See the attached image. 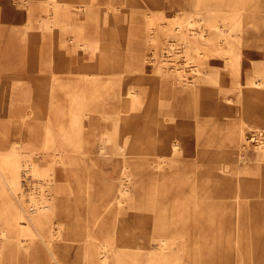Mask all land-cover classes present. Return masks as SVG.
Masks as SVG:
<instances>
[{
  "label": "rangeland",
  "instance_id": "374dc122",
  "mask_svg": "<svg viewBox=\"0 0 264 264\" xmlns=\"http://www.w3.org/2000/svg\"><path fill=\"white\" fill-rule=\"evenodd\" d=\"M98 1L100 0H93L91 7H97L102 10L103 4ZM191 1L159 0L158 3L157 0L158 6L154 8L147 5L146 0H111L110 5L106 6L109 9L108 11L124 10L131 14L125 19L124 26L114 25L110 29L107 26V19L97 18L94 32L100 38V46L116 51L119 50L124 54L129 51L127 48L135 42L132 34H134L136 27H131L133 23V26H141L137 28L146 29L147 27H152L155 30L152 29V33L155 34L156 32L157 37L150 40V42L152 41V45L158 47V56L153 57L151 50L149 48L146 49L144 56L148 53L149 59L152 60L146 63V67L141 73L120 75L114 69L95 78L80 77L73 73L72 64L74 63H68V57L78 54L79 60L77 64L78 67L82 68L87 65V60H90V56H83L82 52L78 50V43L75 41H67L57 48L54 47L61 51L62 61H66L67 65L63 70L50 69L48 71L52 78H65L67 81L66 101H64L66 107L63 106L62 112L59 107L61 103L59 101L54 102L53 105H56L54 109L59 107L58 111H54V113L61 115L67 109V115L52 119L61 120V125H63V123L67 122L70 115L69 111H71L80 116L78 128L82 130V149L71 148L72 157L76 162L75 170L67 178L63 175L58 178V182L53 180L58 184V187H54L50 193L57 190V197L52 199L53 204L49 209L42 211V222H37L39 228L46 227L48 229L58 225L64 226L61 230L66 238L64 240H54V247H68L72 244L76 245L83 242L82 240L85 237L82 231L84 229L83 225L86 224V217L91 214L94 207L100 206L101 201L108 193L107 191H114L118 184L117 177L124 165L130 171V180L127 185L128 194L126 197H122V202L118 208L113 207L103 210L102 216L104 218L98 223L99 225L102 223V227L110 232L112 239L110 238L109 242L114 247L127 251L131 256L143 253L145 250H140L136 246L135 241H139L137 232L140 225L137 224L133 217L138 214L150 217L154 215L155 209L169 217L176 212L173 206L179 201H184V199L178 200V196L181 195L182 189L186 187L185 177L181 180L176 173L177 171H174V174L170 173L168 175L169 178L166 180L162 178L163 176L155 178L154 175H151L154 179L150 178V181H148L145 177H140L136 174V169L134 164H132L137 157L146 156V158L152 160L151 165H153V162L154 164L162 163L164 167L171 170V164L178 157L170 153L169 144L166 146L167 150L161 151L160 141L163 126L164 124H167V126L171 124L167 123L170 122L168 120L163 122L160 118L161 115H157L156 111L154 112L156 103H159V100L163 98L160 95V82L164 76L168 75L165 73L164 76H161L156 70L162 64L161 60H165V54H168L163 53L160 49H162L163 45L169 47L167 42L174 44L176 40L177 43L180 41L182 35L171 31V28L177 25L178 22H181L182 26L187 27V29H192L188 31V34L190 33L189 39H191L194 31L199 30L205 33L208 32L209 35H206L210 38L212 37L211 40H201L207 45L208 51L205 55L199 56L193 49H189L190 64L187 62L185 47L181 44H178V49L175 50L177 51L176 56L171 54L166 57L170 59L167 63L170 66L168 79H172V82L173 80L179 82L183 78L192 79L195 76L205 78L207 81L199 83L200 85L197 87L196 98L200 96L204 98V93L212 94V103L216 108V111L207 112L204 105L202 106L198 101L195 102L194 98H192L193 117L180 119V126H177L178 128L176 129L177 132L183 128H188L189 130V132L185 133L186 136L182 133V138L180 137L182 141L180 142L179 157L187 164L183 167L186 173H190V168L195 167L197 190L202 185H207L215 191L218 185L216 179L209 178V173L205 169L198 167L200 158L196 143L198 136L202 135V142L205 147L204 152L210 154V156L220 151L222 153L227 151L226 148L229 147H226V137L231 126L237 128L242 126V132L248 147H256L258 141L264 139V0H225L214 7L213 10L207 11L203 9L199 16L190 13ZM82 8L80 7L79 11ZM254 16L261 19L258 31L250 26L251 18ZM210 20H213L217 28L223 29L231 35L228 38L230 41L238 44V64L234 60L231 67L229 64L227 66L225 57L228 55L223 50L217 51V48H227L229 44L226 43L224 35H222L224 33H221L222 30H215L216 28L213 27ZM75 22L79 23L78 21ZM80 23H83V21ZM69 24L68 32L72 34L83 32L81 25L80 27L78 25L73 26L71 21H69ZM73 37L80 39L84 36L75 35ZM132 38L133 40H131ZM88 40H90L89 37ZM92 41L86 42L90 44ZM196 63L197 65H195ZM196 66H199V68L201 66L205 75L194 70ZM235 74L240 78L241 83L254 79L259 84L248 85L244 83L239 87L238 94L233 83ZM129 89H133L140 95L141 93L145 95V97H141L144 99L143 103L131 110L129 109V100L131 101L132 97L128 98L125 96V92ZM115 90H117L118 94L115 99L110 98L111 96H104ZM77 97V102L82 107L75 103L73 105V101ZM149 109L153 112H150ZM80 110L85 113L80 112ZM141 110H145L147 115L140 121L136 118L134 119V125H137L135 134L139 136L134 141L139 142V144L146 142L148 147L146 155H142L139 151L130 148L132 131L127 128L130 123L128 117L139 113ZM196 110L199 113H196ZM201 111L203 113H200ZM3 112L4 110H1L0 113ZM38 121L45 123L43 119ZM15 122L17 121H8L5 125L6 129H4L5 131L3 130L4 134L1 138L5 140V146H0L1 150L7 149L12 141L20 140L23 137V133L39 131L42 134L44 131L43 126L36 128H30L29 126L27 128L17 127ZM56 129L58 130V128ZM101 142L105 145L107 155V160L105 161H101L97 154L98 146ZM61 143L62 145L65 144L62 141ZM89 150L91 152H88ZM81 152L88 153L89 157L83 158ZM53 153L54 151L49 150L46 153V158H39L36 155L31 157V160L36 163L38 170L43 172L41 178L44 179V182L46 181V186L53 179L55 169L60 168V165H54L52 171L50 170L48 161H51ZM82 158L83 160H81ZM227 160L225 159V161ZM206 163H208L207 159ZM230 165L231 163L228 166ZM259 165L264 170V160ZM110 169L114 170L112 177L115 180L105 177L104 171ZM28 183L29 180L24 179V188H27ZM239 188L241 194L237 197L236 205L240 206L241 209L238 220H235L233 207L235 204L234 192H230L232 194L231 197L227 195L206 196V198L199 196L198 207L200 208L197 207V211L194 212L188 209V215L184 212L185 210L182 211L180 218H183L184 222L183 219L181 222L185 223L186 221L189 226L188 240L190 244L188 248L195 255L203 249H209L214 252L215 256L218 255V252L230 251L229 253L233 254L234 251L236 256L241 253L245 261L264 264V207L262 206V210L257 212L254 207L249 205L255 199H264V178H260L249 185L242 183ZM223 194L230 195L227 192ZM186 200H191V198H185ZM63 201L67 205L65 210L60 205V202ZM201 201L204 202L200 203ZM206 202H211L214 207L215 205L219 207H215L214 213H208L202 207ZM150 204L152 205L151 207H149ZM220 204H223V207ZM140 206H143V208L140 209ZM254 212L261 213L259 214V219H257L259 223L253 219ZM12 213L5 196L0 197V221L9 217ZM234 221L238 223V226H236ZM47 229H43V231L50 232ZM223 239L224 243H221ZM0 252H3L2 245H0ZM44 254L49 255L47 251ZM61 254L59 257L70 258L74 256L72 252ZM45 256L43 258L49 260V257ZM238 261H240L239 258ZM22 262L23 258L20 260V264ZM59 262L62 261L60 260ZM54 263L56 262L52 260L43 262V264ZM0 264L12 263L0 256Z\"/></svg>",
  "mask_w": 264,
  "mask_h": 264
},
{
  "label": "bare ground",
  "instance_id": "6f19581e",
  "mask_svg": "<svg viewBox=\"0 0 264 264\" xmlns=\"http://www.w3.org/2000/svg\"><path fill=\"white\" fill-rule=\"evenodd\" d=\"M52 1V5L48 9H52L54 13L64 16L69 7L66 5L62 7L57 1ZM224 1L225 0H192L190 13L199 16L203 9H206L207 11L213 10L214 7ZM257 19L258 18L255 16L252 17L250 26L258 31L261 19ZM210 21L209 22L213 27L216 28L215 30H222L221 33H224L222 35H224L226 43L229 44L227 48H217V51L223 50L226 52L228 55L225 57L227 60V66L229 64L231 67L234 60L236 64H238V44H235L228 39L231 35L227 31L217 28L216 24L213 23V20ZM96 24L97 19H94L91 27L93 25L95 27ZM55 25L61 27L65 24L58 21ZM182 25L181 22H178L177 25L171 28V31L174 33L182 35L180 41L177 43L176 40V43L174 44L167 42L169 47L163 45L162 49H160L163 53L168 54H165V60H161L162 64L158 66L156 70L161 76H164L165 73L168 75L164 76L160 82V95L163 96V98L159 100V103H156V110H154L157 115H161L160 118L163 122L164 120H168L170 122L167 123L171 124L169 126L164 124L163 126L160 141L161 151L167 150L166 146L169 144L168 147L170 153L178 157L171 164V170L164 167L162 163L154 164L153 162V165H151L152 160H149L146 156L137 157L132 163L136 169V174L140 177H145L148 181H150V178L154 179L151 175H154L155 178L157 176V178L163 176L162 178L166 180L169 178L168 175H170V173H175L174 171H177L176 173L180 176L181 180L185 177L186 187L182 189L181 195L178 196V200L184 199V201H179L173 206L176 212H174L172 216L166 217L163 212H159L155 209L154 215H151L150 217L143 214H138L133 217L137 224L140 225L137 232V238H139V241L136 240L135 242L138 249L145 250L143 253H140L142 256L140 254L131 256L127 251L120 250L110 244L109 240L110 238L112 239L110 232L102 227V223L100 225L98 223L104 218V216H102L103 210L108 208L111 209L113 207L118 208L122 202V197L124 198L128 194L127 185L130 180V171L124 165V168L121 169L117 177L118 184L114 191H107L108 193H106L104 199L101 201L100 206L98 205L94 207L91 214L86 217V224L83 225L84 229L82 231L85 237V239L82 240L83 242L76 245L72 244L68 247H54V240H64L66 238L61 230L64 226L58 225L48 229L46 227L39 228L37 222H42V211L49 209L53 204L52 199L57 197V190L50 193L54 187H58V184L55 182H58V178L63 175L65 178L71 176L73 174L72 172L75 170L76 162L72 157L71 148L82 149V130L78 128L80 116L69 111V118L66 123H63V125H61V120L47 119L43 124L44 131L42 134L27 132L20 140L12 141L5 151H0V197L2 198L5 196L6 201L9 203V208L13 212L9 217L0 221V245L3 246V252H0V256L2 258L10 261L12 264H20L22 258V264H43V262L49 260L55 261L56 263L54 264H258L251 261H245V258L241 253L236 256L234 251L233 254L229 253L230 251L218 252L219 256H215L214 252L209 249H203L195 255L194 252H191L188 248L190 244L188 240L189 226L186 221L183 223V218H180L182 211L185 210L184 212H186V215H188V209L193 210L194 212L197 211L198 208H200L198 207L199 196L206 198V196L214 197L215 195H227L228 197H231L232 194H230V192H234L235 204L233 207L236 217L235 220H238L241 208L236 205V201L237 197L241 194L239 188L240 185L242 183L244 185H249L260 178H264V170H262V167L259 165L264 160V139L258 141L256 147H248L242 132V126H239L238 128L231 126L226 137V147H229L226 148L227 151L225 153L220 151L213 156H210V154L204 152L205 147L202 142V135L198 136L196 140L197 152L200 156L198 167L205 169L209 173V178L216 179L218 185L215 188V191L207 185H202L197 190V175L195 174V167L193 166L190 168V173H186V170L185 168L183 169V167L187 164L179 157L182 133L185 134L189 132V130L188 128H183L177 132L176 129L180 126V119L193 117L192 98H194L195 102L198 101L202 106L204 105L207 112L213 110L216 111V108L212 103V94L204 93V98H201V96L196 98L197 87L200 85L199 83L207 81L205 78L195 76V78L192 79L183 78L179 80V82L176 80H173L172 82V79H168L170 66L167 63L170 59H167L166 57H169L171 54L172 56H176L177 51L175 50L178 49V44H181L185 47V55L187 56V62H189V49H193L199 56L202 54L205 55L208 51L207 45H205L204 42H201V40H211L212 37L210 38L207 36L209 35L208 32L205 33L204 31L199 30L196 32L194 31L191 39H189L190 33L188 34V31H191L192 29H187V27ZM50 26L51 23L43 22L41 24V29L46 32L50 30ZM152 29V27H147L146 29L137 28V32L132 34L135 42L127 48L129 51L125 54L119 50L116 51L108 47H101L99 44L100 38L96 33L92 36L88 35L90 40H88L87 35H83L84 37L82 38L84 41H82V38L78 39L77 37H73L78 33L72 34L65 29L64 43L67 41H75L78 43V50L82 52L83 56H90L87 65L82 68L75 65V62L79 60L78 54L70 55L68 57V63H74L72 64L74 68L72 71L80 77L95 78L100 74L107 73L109 70L114 69L120 75L141 73L145 69L146 63L152 60L149 59L148 53L144 56L146 49L149 48L151 50L153 57L158 56V47L153 46L152 41L150 42V40L157 37L156 32L155 34L152 33L154 30ZM218 33L220 34V32ZM91 37H93V39H91ZM196 37L197 39H195ZM85 40L93 41L89 44ZM131 40H133V38ZM11 48H13V45L10 43L5 45L6 51L10 52ZM2 59L5 60L7 58L3 57ZM54 60H60L59 62H61L62 59L56 58L52 53H49L48 55H40L39 57V62H42L44 68L51 66L50 62H53ZM197 63L195 65H197ZM58 65L59 67L64 66L62 63H58ZM194 70L205 75L201 66L200 68L199 66H196ZM47 77L52 76L49 75ZM14 78L15 75L7 73L2 75L1 80L9 81ZM25 78L32 77L17 76L15 79ZM233 83L235 84L234 87L237 89L238 94L239 87L244 83L248 85L259 84L254 79H249L248 81L241 83L240 78L236 74ZM117 95V90H115L104 96H111L110 98L115 99ZM125 96L128 98L132 97L131 101L129 100L130 110L141 105L144 101L141 97H145L143 93L140 95L133 89L127 90ZM6 98V94L3 93V100L0 102V112L1 110H4L6 106ZM77 101L78 97L74 99L73 105L75 103L82 107ZM149 111L153 112L151 109H149ZM80 112L82 111L80 110ZM196 113H199V111L196 110ZM200 113L203 112L201 111ZM145 115H147V112L141 110L139 113L128 117L130 123L127 127L129 131H132L130 148L139 151L142 155L148 153V147L146 142L139 144V142L134 141L135 138L139 137L135 134V127L137 125H134V119L136 118L140 121ZM15 124L17 127H25L23 120H18ZM56 128H58V130ZM183 139H185V137H183ZM61 141L65 144L62 145ZM49 150L52 152L54 151L51 161H48L50 170L52 171L54 165H60V168L55 169L53 179L50 180V183H47L46 186V181L44 182V179L41 178L43 172L38 170L36 163L31 160V157L36 155L39 158H46V153ZM88 152H91V150ZM97 154L101 161L107 160L105 145L102 142L98 146ZM81 156L83 158H88L89 154L81 152ZM83 158L81 160H83ZM206 159L208 160V163H206ZM225 159L228 160L225 161ZM229 163H231L230 166H228ZM113 171V169L108 171L105 170V177L110 180H115L112 177ZM24 179L29 180L27 188H24ZM224 192H227L230 195L223 194ZM185 198H191V200L185 201ZM203 202L204 201H201L200 203ZM211 204V202L204 203L202 206L204 208L203 210L208 211V213H214L215 207L218 208L219 206L215 205L214 207ZM60 205L64 210L66 209L67 205L64 201L60 202ZM222 205L223 204H220V206ZM249 205L254 207L257 212L258 210L261 211L262 206L264 207V199H255L251 201ZM151 206L152 205L150 204L149 207ZM28 207L29 209H27ZM142 208L143 206H140V209ZM259 214L261 213L254 212L253 214V219L257 223H259L257 221V219H259ZM182 219L183 222H181ZM234 223L238 226V223L235 221ZM43 229L50 230V232H44ZM221 243H224V239ZM45 251H47L49 255L44 254ZM70 252H72L74 256L70 258L59 257L61 253V255H64L65 253ZM44 256H48L49 260L43 258ZM238 258L240 261H238ZM60 260L62 262H59Z\"/></svg>",
  "mask_w": 264,
  "mask_h": 264
},
{
  "label": "crops",
  "instance_id": "0c3cea01",
  "mask_svg": "<svg viewBox=\"0 0 264 264\" xmlns=\"http://www.w3.org/2000/svg\"><path fill=\"white\" fill-rule=\"evenodd\" d=\"M55 1L62 7L64 5L69 7L64 16L48 9L52 5V0H0V102L3 100V93L7 96L4 112L0 113V146H5V140L1 138L8 121L23 120L26 128L28 126L36 128L43 126L38 120H50L67 115V109L61 115L54 113L59 107L62 112L63 106L66 107L64 104L67 93L66 79L47 77L50 69H65L66 61L54 60L50 62L51 66L44 68L42 62H39V57L52 53L56 58H63L61 51L55 48L64 43V30H68L69 21L73 22V26L83 27V32L77 35H92L95 34L96 28L94 25L91 27L94 19H107V26L111 29L114 25L124 26L125 19L131 15L124 10L108 11L106 6L110 5L111 0L98 1L103 4L102 10L91 7L93 0ZM146 3L154 8L158 6L157 0H146ZM80 7L83 8L79 11ZM58 21L65 25L61 27L55 25ZM81 21L83 23H80ZM43 22L51 23L50 30L45 32L41 29ZM133 25L131 27H136V30L137 27H141ZM7 43L13 45L10 52L5 50ZM3 57L7 59L3 60ZM58 63L64 66L59 67ZM77 63L78 61L75 65H78ZM7 73L15 75V78L17 76L32 78L1 80L2 75ZM57 101L61 105L54 109L56 105L53 103ZM35 133L41 134L39 131ZM3 150L0 149L2 152Z\"/></svg>",
  "mask_w": 264,
  "mask_h": 264
}]
</instances>
